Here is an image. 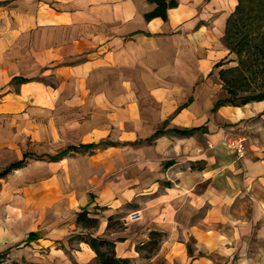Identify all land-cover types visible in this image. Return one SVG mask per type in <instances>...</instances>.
Here are the masks:
<instances>
[{"label":"rangeland","instance_id":"374dc122","mask_svg":"<svg viewBox=\"0 0 264 264\" xmlns=\"http://www.w3.org/2000/svg\"><path fill=\"white\" fill-rule=\"evenodd\" d=\"M236 1L224 44L233 45L237 32H264L250 18L264 0ZM45 34L0 32V264L92 263L77 235L112 240L115 257L129 264H264V100L228 107L224 121L213 113L217 142L206 138V126L188 140L168 134L145 143L132 110L153 105L142 86L130 93L68 77L64 62L49 60ZM254 41L219 67L239 68L226 72L243 75L238 96L264 90V76L249 74L264 63L254 58L261 47ZM219 68L217 96L225 98ZM13 75L35 81L8 84ZM170 120L158 128L170 129ZM102 140L110 145L54 162L36 158ZM25 155L23 165L4 171ZM81 210L98 225L77 224Z\"/></svg>","mask_w":264,"mask_h":264},{"label":"crops","instance_id":"0c3cea01","mask_svg":"<svg viewBox=\"0 0 264 264\" xmlns=\"http://www.w3.org/2000/svg\"><path fill=\"white\" fill-rule=\"evenodd\" d=\"M177 2L164 21L144 18L154 6L146 0H0V32L46 33L49 60L64 62L68 77L96 78L130 93L142 86L144 99L153 103L144 112L137 103L132 108L133 122L146 130L143 142L162 141L168 134L188 140L206 126V138L217 142L219 124L209 118L217 113L224 121L230 106L214 108L220 98L214 72L221 67L215 64L230 57L223 37L237 1ZM75 58L81 60L70 65ZM128 99L138 101L131 94ZM169 115L171 128L201 129L188 136L166 132L147 142ZM100 142L110 145L94 143Z\"/></svg>","mask_w":264,"mask_h":264},{"label":"trees","instance_id":"16d2710c","mask_svg":"<svg viewBox=\"0 0 264 264\" xmlns=\"http://www.w3.org/2000/svg\"><path fill=\"white\" fill-rule=\"evenodd\" d=\"M149 3H152L154 6L153 8L146 12L144 14V18L146 20H149L153 17H160L162 20L167 19L166 12L169 8L176 7L178 2L177 0H146ZM240 9V4L236 6V9L234 13L238 12ZM234 13H231L230 16L227 19L226 22V28L224 32V39L228 38V35L230 34V22L232 21ZM252 23H257V24H252L257 27H264V1L262 3H259L257 8L255 9V13L250 16ZM257 21V22H256ZM258 21L261 23L259 24L258 27ZM238 35V40L234 42L232 45L231 43L229 44L228 42L225 43V46L229 50V53L234 52L237 57H242V54H244V49L248 46L249 40L251 39L254 41L255 39H258V42H253V44H258L261 46L260 48L257 46L256 50L253 51L254 58L259 57L262 59V62L264 60V32H237ZM241 62H244V59L241 60ZM223 62L219 61L218 63L215 64V67L222 66ZM232 71L233 73H236L239 71V68L236 66L234 68H219L218 70V75L219 78L221 79L223 83V87L225 88L228 96L225 98H219L215 101L214 108L222 106V105H229V106H242L250 102H257L264 100V90L263 91H258L255 93H249L243 96H238L237 91L235 87L241 86L243 81L242 77L243 75L239 74L235 76L233 79H230L226 76V72ZM250 75H263L264 76V63L260 66V63L257 66H253V68H250ZM32 78H25L22 76H13L9 83H26L31 81ZM201 127H191V128H170L167 129L166 131L163 129H157L148 139H146L147 142H152L153 139L158 137L159 135L166 133V132H171L176 135L180 136H188L193 134L194 132L200 130ZM103 142L100 143H87V144H79L77 146H69L55 154H43L40 156H36L37 159H41L45 157L47 161L53 162L62 159L65 155H67L70 151H87V150H92L95 149L99 146H101ZM28 157H31V155H25L24 158L21 160H18L12 164H10L4 171H9L11 169L20 167L23 165V163L26 161ZM75 222L77 224L79 223H85L83 226L84 227H96L98 225L97 219L88 217L86 211L81 210L76 214ZM35 233L30 232L29 233V239H35ZM74 236L70 237L73 238ZM76 237H79L78 241L79 242H84L86 243L89 248L93 251L94 257L92 259V263L89 264H129V260L127 258H120V257H115L114 254V242L112 240L102 238V237H88L84 238L80 235H77Z\"/></svg>","mask_w":264,"mask_h":264},{"label":"built area","instance_id":"2783aa9c","mask_svg":"<svg viewBox=\"0 0 264 264\" xmlns=\"http://www.w3.org/2000/svg\"><path fill=\"white\" fill-rule=\"evenodd\" d=\"M232 146L235 149L237 155L241 156L243 152H242V145L240 144V141L239 140H234L232 142Z\"/></svg>","mask_w":264,"mask_h":264}]
</instances>
